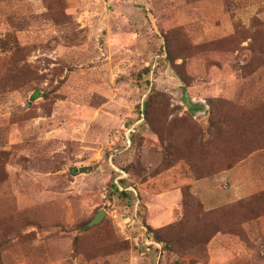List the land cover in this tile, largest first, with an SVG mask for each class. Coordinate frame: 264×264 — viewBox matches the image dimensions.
Listing matches in <instances>:
<instances>
[{
    "label": "rangeland",
    "instance_id": "374dc122",
    "mask_svg": "<svg viewBox=\"0 0 264 264\" xmlns=\"http://www.w3.org/2000/svg\"><path fill=\"white\" fill-rule=\"evenodd\" d=\"M185 91L264 97V0H0V264H264V150L197 196L140 124Z\"/></svg>",
    "mask_w": 264,
    "mask_h": 264
},
{
    "label": "trees",
    "instance_id": "16d2710c",
    "mask_svg": "<svg viewBox=\"0 0 264 264\" xmlns=\"http://www.w3.org/2000/svg\"><path fill=\"white\" fill-rule=\"evenodd\" d=\"M236 58L235 66H232L229 72L237 79L245 81L250 73L249 70L253 68L252 65L256 63L251 60V54L249 61L239 54ZM181 81L185 86V80ZM186 91L181 100L187 108L184 116L174 115L170 120L166 108L155 101L154 116L148 118L144 115V120L140 123L148 124L150 132L157 139L165 140L160 152L165 170L181 167L189 172L190 180L198 182L218 173L233 170L240 160L247 157L246 155L264 150V97H249L245 92L244 97L237 98L235 101H226L227 99L218 97L196 105L190 102ZM145 105L144 103L143 106ZM228 108L229 111H226ZM199 124H206V126L201 128ZM205 148L208 149L202 152V156L196 154L198 150L204 151ZM240 155L246 157H240ZM205 157L209 160H205ZM239 158H241L239 161L236 160ZM114 189L119 196L126 199L132 198L126 187H123L121 192H118L115 187ZM187 192L186 204H196L198 198L191 197L189 191ZM254 202L255 200L248 201L245 209ZM230 207H218L215 210L220 208L217 212L225 213L226 210L231 209ZM205 236L207 237L206 233ZM154 239L164 244L166 248L176 243L173 236L166 239L155 236ZM198 240L202 241L203 236L190 237L187 241L199 242Z\"/></svg>",
    "mask_w": 264,
    "mask_h": 264
},
{
    "label": "crops",
    "instance_id": "0c3cea01",
    "mask_svg": "<svg viewBox=\"0 0 264 264\" xmlns=\"http://www.w3.org/2000/svg\"><path fill=\"white\" fill-rule=\"evenodd\" d=\"M184 109L186 110L187 108L184 106ZM230 171H232V170H230ZM227 172H229V171H227ZM227 172H222V173H220V174H218V175H216L214 177L202 179V180H200L198 182L193 183L192 184V192L195 195H197V194L201 193L202 190H205L206 191L207 189L210 190L209 188H213V189L216 188L217 189V187L218 188L220 187L222 189V192H224L225 191V188H227L226 189L227 191H230L231 190L232 193H233L234 188H236L237 186L243 185L245 187L247 185L245 182H242V181L241 182L232 181L230 179V177L227 175L228 174ZM242 189H244V188H242ZM236 190H237V188H236ZM205 191H204V193H205L204 195L205 196H208V194ZM241 191H243V190H241ZM234 196H235V194H234ZM216 198L217 197L213 194V195H210L208 197V200H214L217 203V201H219V200H216ZM138 229L139 228H137V230ZM129 234H130V237L129 238L131 239V237H132L131 236V233L129 232Z\"/></svg>",
    "mask_w": 264,
    "mask_h": 264
},
{
    "label": "water",
    "instance_id": "95a60500",
    "mask_svg": "<svg viewBox=\"0 0 264 264\" xmlns=\"http://www.w3.org/2000/svg\"><path fill=\"white\" fill-rule=\"evenodd\" d=\"M104 217V212L102 210H100L94 217L93 219L88 223V227L93 226V225H97L98 223H100V221L102 220V218Z\"/></svg>",
    "mask_w": 264,
    "mask_h": 264
}]
</instances>
